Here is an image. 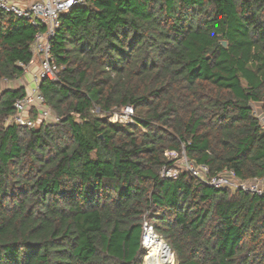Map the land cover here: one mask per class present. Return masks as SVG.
<instances>
[{
  "label": "trees",
  "instance_id": "16d2710c",
  "mask_svg": "<svg viewBox=\"0 0 264 264\" xmlns=\"http://www.w3.org/2000/svg\"><path fill=\"white\" fill-rule=\"evenodd\" d=\"M38 30L0 11V81L24 76ZM52 54L39 91L58 121L12 123L24 89L0 93V264H143L145 220L175 264H264V194L163 174L175 150L264 180V0H87Z\"/></svg>",
  "mask_w": 264,
  "mask_h": 264
},
{
  "label": "built area",
  "instance_id": "2783aa9c",
  "mask_svg": "<svg viewBox=\"0 0 264 264\" xmlns=\"http://www.w3.org/2000/svg\"><path fill=\"white\" fill-rule=\"evenodd\" d=\"M86 2L87 0H0V11L24 18L39 29L32 44L33 61L37 59L39 62L38 70L32 74L34 86L15 101V112L10 119L12 123L26 127H35L36 120L26 114L28 106L32 108V111L35 110L37 112L38 120H48L49 122L59 120L46 104L44 97L39 91V85L43 79L58 80L61 67L54 62L52 40L56 30L60 26L61 16L72 7L84 5ZM30 64L20 65L27 72ZM3 81L8 82L9 80L3 79ZM257 115L261 120L264 130V114L257 113ZM133 116L134 108L126 106L122 111L115 112L110 120L112 122H133ZM166 155L169 158L171 156L172 158L170 159H176L174 167L164 169L163 174L167 177L176 178L180 171L184 170L203 183L216 188H229L234 191L242 190L260 195L264 194L262 179L244 180L237 177L232 170H224L214 175L210 174V169L207 165L192 162L184 151L179 153L175 150H170L166 151ZM153 238L156 241L163 242L169 252L172 253L170 247L155 232L153 225L145 220L143 224L142 244L146 249H150L147 251L148 253L154 249L152 245ZM174 256V253H172V261L163 264H175L176 260Z\"/></svg>",
  "mask_w": 264,
  "mask_h": 264
},
{
  "label": "crops",
  "instance_id": "0c3cea01",
  "mask_svg": "<svg viewBox=\"0 0 264 264\" xmlns=\"http://www.w3.org/2000/svg\"><path fill=\"white\" fill-rule=\"evenodd\" d=\"M38 64H39L38 60L37 59L34 60L30 64L29 70L27 72H25V74L30 75V79H32V74L38 70V68H39ZM30 83H32V80H31V82L27 81L24 76H22L18 79H15V80H9L8 82L2 80V81H0V91L7 89V88H14V89L23 88L24 92L26 93L32 89V87L30 88ZM26 114L33 119L38 118L37 112L35 110L32 111V108L30 106L27 107ZM261 182L264 186V180H261Z\"/></svg>",
  "mask_w": 264,
  "mask_h": 264
},
{
  "label": "bare ground",
  "instance_id": "6f19581e",
  "mask_svg": "<svg viewBox=\"0 0 264 264\" xmlns=\"http://www.w3.org/2000/svg\"><path fill=\"white\" fill-rule=\"evenodd\" d=\"M153 250L145 258L146 264H163L172 261V253L165 247L163 242L152 239Z\"/></svg>",
  "mask_w": 264,
  "mask_h": 264
},
{
  "label": "rangeland",
  "instance_id": "374dc122",
  "mask_svg": "<svg viewBox=\"0 0 264 264\" xmlns=\"http://www.w3.org/2000/svg\"><path fill=\"white\" fill-rule=\"evenodd\" d=\"M24 77L26 78L27 81H30V82H31L32 79H30V75H29V74H24ZM33 86H34L33 82L30 83V88L33 87ZM253 106H254V109H255V111H256L257 113H261V110H260V108H259V104H254ZM35 120H36L35 127L39 126V124H40L41 122H49L48 120H40V119H39V120H38V119H35ZM170 158H172V157L170 156ZM181 161H182V160H181ZM178 164H179V163H178ZM232 191H234V190H232ZM146 250L148 251V250H150V249H146ZM147 251H146V253H148ZM171 252H172V251H171ZM172 253H173V252H172ZM174 257H175V256H174ZM145 258H146V256L144 257V263H143V264H146V263H145Z\"/></svg>",
  "mask_w": 264,
  "mask_h": 264
},
{
  "label": "water",
  "instance_id": "95a60500",
  "mask_svg": "<svg viewBox=\"0 0 264 264\" xmlns=\"http://www.w3.org/2000/svg\"><path fill=\"white\" fill-rule=\"evenodd\" d=\"M224 46H227V42L226 41H223L222 42Z\"/></svg>",
  "mask_w": 264,
  "mask_h": 264
}]
</instances>
